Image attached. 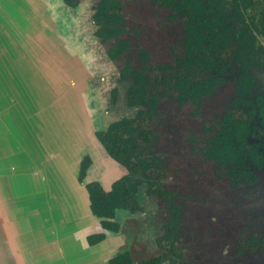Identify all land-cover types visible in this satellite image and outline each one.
Instances as JSON below:
<instances>
[{"label":"flooded vegetation","instance_id":"flooded-vegetation-1","mask_svg":"<svg viewBox=\"0 0 264 264\" xmlns=\"http://www.w3.org/2000/svg\"><path fill=\"white\" fill-rule=\"evenodd\" d=\"M69 1H76L73 6L63 2L71 8L78 3ZM101 1L90 0L85 13L110 66L106 102L92 120L94 133L137 115L145 141H138L131 159L136 155L154 165L143 176L134 173L141 178L134 208L116 213L123 241L119 251H127L133 264L157 256L164 258L160 264H264V0H198L207 9L208 23L201 45L211 54L213 66L205 73L183 75L204 80L210 88L198 105L179 102L172 87L180 76L176 72H182L176 66L186 56L190 11L183 9V1L114 0L122 19L117 38L125 41L126 49L113 61L106 57L107 46L99 44V26L92 19ZM239 38L245 42H235ZM134 71L142 75L143 97L131 104L128 87ZM226 130L242 131L239 140L232 131H227L228 139ZM221 140L238 152L236 160L208 153L213 141ZM97 152L114 165L108 163L110 172L99 173L91 182L109 192L128 171ZM91 164L88 158L82 181L77 179L80 184ZM167 233L175 253L172 263L162 241ZM132 251L141 256L134 260Z\"/></svg>","mask_w":264,"mask_h":264},{"label":"crops","instance_id":"crops-1","mask_svg":"<svg viewBox=\"0 0 264 264\" xmlns=\"http://www.w3.org/2000/svg\"><path fill=\"white\" fill-rule=\"evenodd\" d=\"M86 3L0 0V264H8L4 249L9 264H108L123 247L91 216L77 181L85 151V181L112 168L92 137L110 66L102 51L91 64L100 46Z\"/></svg>","mask_w":264,"mask_h":264},{"label":"trees","instance_id":"trees-1","mask_svg":"<svg viewBox=\"0 0 264 264\" xmlns=\"http://www.w3.org/2000/svg\"><path fill=\"white\" fill-rule=\"evenodd\" d=\"M182 1L184 3L182 4V7H184L183 9L190 11V21L187 25L188 30L185 33L184 40L186 56L185 58H181L179 60L181 64L176 66V68L182 72H176V75L180 76H178L172 87L173 93L176 95L179 102L189 100L195 105H198L199 97L208 93L210 88L204 84V80L197 81L195 77V80H191L183 75H196V72L205 73L208 68H213V66L209 65V62H212L211 54L208 51H204V47L201 45L207 38V9L203 3L198 0ZM63 2L67 6H73L76 1L70 2L69 0H63ZM209 2H211V0L207 1V4ZM166 4L170 5L169 3ZM118 5L119 4L114 0H102L94 8L95 12L92 15L93 21L99 26L96 34L99 39V44L107 46L105 53L110 61L117 59L126 49L125 41L117 38L122 32V29L118 28L119 23L122 22V19L118 16ZM216 5L219 8L222 6V3L218 2ZM199 24H203L204 27L200 28ZM226 31H222L223 40L225 43L229 44V36L224 34ZM218 36L220 35H213V38L215 39ZM241 41L245 42V40L240 38L235 40L237 43H241ZM116 49H118V51H116ZM120 49H122V51H120ZM204 61L207 63L204 64ZM165 69L169 70L171 68L166 67ZM122 70L123 68L119 69L120 77L125 76ZM133 73H135V77L133 76L131 85L128 87V92L130 93L129 103L131 104L138 103L139 101L137 98L141 100L143 97L141 90L143 87L142 75L137 71ZM149 98L150 101L154 103L152 95H149ZM136 119L137 115L130 119H121L117 122L110 123L108 128L103 132H93V138L97 143L98 151L103 156H108L120 165L125 166L128 171L127 175L111 185L109 192L102 191L97 183L82 182L91 216L99 222L103 231L109 233H119L118 223L115 222L117 211L134 208L136 192L141 183V178L138 175L134 176V173L137 172V174L139 173L143 176L145 169L152 171L154 168L152 160L145 162L142 158L137 159L136 155L131 159L133 157L132 153H137L135 149L138 147V141L140 139L145 141L144 132L139 127L140 125H138ZM227 131H232V137L235 140H239V136L242 133V131L239 130H226V132ZM227 137L228 139L231 137L229 132H227ZM208 153L222 157L223 159L236 160L238 158V152L230 145L229 141L226 143L224 140H221L220 144L213 141L210 147H208ZM88 158L90 159L88 155H84L81 157L78 164L77 179L79 181L84 177L85 170L88 166ZM153 186H155V184H153L152 187ZM170 225L173 224L170 222ZM102 238V233L93 235L87 238V242L92 244L94 241L101 240ZM162 241L165 243L164 249L168 252L167 257L169 255L168 258L172 263L173 261L170 257L175 256V253L173 246L169 243V233L163 236ZM163 259L164 258L157 256L154 257L153 260L141 262L139 264H160V261ZM108 264L133 263L127 251L120 250L110 258Z\"/></svg>","mask_w":264,"mask_h":264},{"label":"rangeland","instance_id":"rangeland-1","mask_svg":"<svg viewBox=\"0 0 264 264\" xmlns=\"http://www.w3.org/2000/svg\"><path fill=\"white\" fill-rule=\"evenodd\" d=\"M99 51H97L98 52V55H96V54H94V59H91L90 61H91V64L92 65H97V64H99L100 65V63H101V60H100V58H99V55H100V53H101V50L100 49H98ZM107 77H108V75H107ZM107 85L108 84H104V85H102L101 83L99 84V88H103L104 90H107ZM105 86V87H104ZM109 86V85H108ZM93 87V86H92ZM104 93V92H103ZM106 96H107V94H106V92L104 93ZM93 106V105H92ZM99 106V109H103V105L102 104H100V105H98ZM82 155L84 156L85 154L84 153H82ZM131 253V256H132V258L134 259V260H136V259H138L140 256H141V253H136V252H130Z\"/></svg>","mask_w":264,"mask_h":264},{"label":"water","instance_id":"water-1","mask_svg":"<svg viewBox=\"0 0 264 264\" xmlns=\"http://www.w3.org/2000/svg\"><path fill=\"white\" fill-rule=\"evenodd\" d=\"M102 56V55H101ZM74 118V117H73ZM75 119V118H74ZM76 123H78V124H85V119H84V116H82L81 117V119H79V120H77L76 121ZM70 133V132H69ZM93 137V136H92ZM94 139V138H93ZM96 145V147H97V144H95ZM84 154L85 155H88L89 157H90V154L89 153H86V151L84 152ZM81 159V158H80ZM1 228H0V235H1V229L3 228V226H0ZM4 229H6L5 228V226H4ZM2 244H4L3 243V241H0V246L2 245ZM4 254H7V256L4 258V260L5 259H8V260H6L7 261V263L9 264V263H11V261L9 260V259H11V257H12V255H10V251L8 250V249H4Z\"/></svg>","mask_w":264,"mask_h":264}]
</instances>
